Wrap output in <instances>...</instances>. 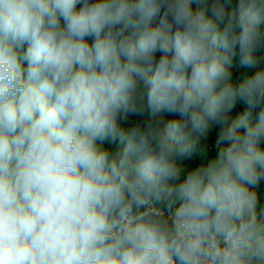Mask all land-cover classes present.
<instances>
[{"label": "clouds", "instance_id": "1", "mask_svg": "<svg viewBox=\"0 0 264 264\" xmlns=\"http://www.w3.org/2000/svg\"><path fill=\"white\" fill-rule=\"evenodd\" d=\"M264 0H0V264H264Z\"/></svg>", "mask_w": 264, "mask_h": 264}, {"label": "trees", "instance_id": "2", "mask_svg": "<svg viewBox=\"0 0 264 264\" xmlns=\"http://www.w3.org/2000/svg\"><path fill=\"white\" fill-rule=\"evenodd\" d=\"M261 191H262V193H264V184H262Z\"/></svg>", "mask_w": 264, "mask_h": 264}]
</instances>
